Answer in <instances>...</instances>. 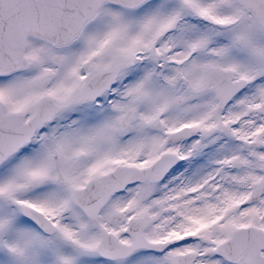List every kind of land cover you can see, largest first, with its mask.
Listing matches in <instances>:
<instances>
[{"label":"snow or ice","instance_id":"obj_1","mask_svg":"<svg viewBox=\"0 0 264 264\" xmlns=\"http://www.w3.org/2000/svg\"><path fill=\"white\" fill-rule=\"evenodd\" d=\"M0 264H264V0H0Z\"/></svg>","mask_w":264,"mask_h":264}]
</instances>
